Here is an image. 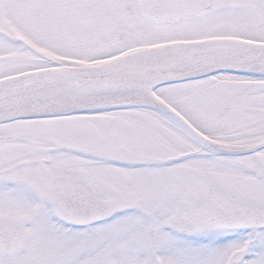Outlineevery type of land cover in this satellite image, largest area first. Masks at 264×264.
Listing matches in <instances>:
<instances>
[{"label": "snow or ice", "instance_id": "snow-or-ice-1", "mask_svg": "<svg viewBox=\"0 0 264 264\" xmlns=\"http://www.w3.org/2000/svg\"><path fill=\"white\" fill-rule=\"evenodd\" d=\"M0 264H264V0H0Z\"/></svg>", "mask_w": 264, "mask_h": 264}]
</instances>
